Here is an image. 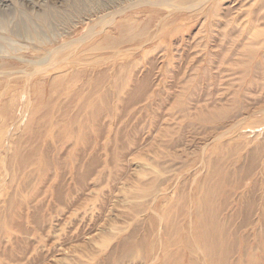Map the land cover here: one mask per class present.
<instances>
[{
    "label": "bare ground",
    "instance_id": "6f19581e",
    "mask_svg": "<svg viewBox=\"0 0 264 264\" xmlns=\"http://www.w3.org/2000/svg\"><path fill=\"white\" fill-rule=\"evenodd\" d=\"M13 1L28 9L42 10L38 21L43 24L52 22L57 17L56 12L71 9L80 17L83 14L79 21L70 25L71 33L75 26L89 24L80 36L67 44L59 43L63 36L67 37L69 29L58 36L53 34L50 39L47 37L49 46L39 56V61H35L34 72L27 79H32L38 72L58 69L63 73L49 77L43 75L51 87L62 88L81 81L83 88L73 92L69 103L62 98L52 102L39 96L37 104L35 100L32 122L17 134L10 153L1 158L0 264H3L4 257L17 255L15 244L19 234H24V243L29 236L37 235L44 202L62 212H69L68 224L79 218L80 222L73 224L72 237L81 235L82 244L94 245V252L110 249L116 254L134 255L131 264H264V145L256 143V148L251 147L258 140L259 130L252 125L242 126L238 110H231L228 101L209 104L206 99L210 97L191 93L187 83L181 84L180 92L173 90L172 95L162 97L152 84L149 73L137 74L127 68L116 70L113 83L105 86L104 71L90 73V68L87 69L93 64L86 60L89 52L105 49L118 52L122 51L120 48H126V44L131 48L123 49L124 52L144 48L163 32L166 24L177 23L186 17L187 12L182 9L192 13L202 0L196 3L194 0ZM249 1L241 0V6ZM254 1L257 7L250 11L252 19L264 20V0ZM45 4H49L48 7H42ZM230 4L231 0H209L207 9L192 14V17L207 21L225 20L227 25L221 30L226 35L230 32L229 18L235 13L232 11L234 4ZM11 5L14 4L10 0H0V9ZM242 8L245 10L247 6ZM141 12H145L142 18L138 16ZM21 16L10 18L18 20L23 18ZM7 22L3 24L5 30L13 23ZM20 22L17 21L16 25ZM42 27L35 24L31 29L35 34H31L25 24L26 38H39L37 31ZM71 52L76 55L71 57ZM256 69L262 71L264 65ZM259 83L255 78V82L247 86L254 89ZM159 97L162 101L171 98L170 106L165 109V114H154L139 132L133 125L126 124L118 129L105 126L102 121L108 117L103 115L104 111L125 109L138 113L148 106L136 105ZM219 116L236 117L222 127L223 131L212 130L209 137H198L199 141L191 143L193 148L188 153L195 154V157L189 167L196 164L198 167L190 171L189 182L183 181L182 168L173 167L172 174L163 175L167 172L162 167L153 166L143 158L144 151L150 149L158 156L170 152L169 159H179L183 151L181 144L198 139L192 135L190 139L178 138L180 125L210 121ZM211 141V155L206 157L202 152H207L204 148ZM215 152L221 155L217 157ZM229 157L231 159L227 161ZM241 161L243 163L239 165ZM176 163L174 161L173 166ZM242 176L247 181L241 186ZM230 180L239 181L244 191L229 211L225 208L224 187ZM187 183H190L188 190L185 189ZM256 189L261 195L260 207L251 192L255 193ZM173 194L175 199L171 205L174 208L186 204L189 209L185 215V233L181 235L173 212L160 205L169 203ZM218 197H224L222 202L217 203ZM115 208L117 215L121 216L120 222H109L107 215ZM143 220L154 224L151 233L145 232ZM92 224L95 227L86 232ZM65 230L62 227L57 233L58 240ZM3 241H10V244L3 246ZM179 243L186 248L185 251L178 249ZM49 249L28 245L23 249L22 259L41 264L43 258L40 254L50 255ZM78 253L90 259L103 256H91L85 247ZM83 257L79 260L86 264Z\"/></svg>",
    "mask_w": 264,
    "mask_h": 264
},
{
    "label": "rangeland",
    "instance_id": "374dc122",
    "mask_svg": "<svg viewBox=\"0 0 264 264\" xmlns=\"http://www.w3.org/2000/svg\"><path fill=\"white\" fill-rule=\"evenodd\" d=\"M10 1L14 5L8 6V9H0V161L2 157L10 153L17 134L32 122V116L36 110L35 100L39 96L44 100H50L52 102H56L59 98H62L65 103H69L73 99V92L82 90L83 84L81 81L74 82L71 86L53 88L46 82L43 76L48 75L47 77H49V75L53 76L59 72L62 74L63 70L51 69L49 72L42 71L32 76V79H27L34 72L33 67L36 63L35 61H39L41 58L39 56L45 53V48H48V39L54 37V35L58 36V33L63 32V30L69 29L68 38L63 36L61 42L59 41V44H67L71 39L80 36L89 24H79L75 26L74 31L71 33L70 25L74 24L76 20L79 21L83 14L80 17L77 11H70L71 9L56 12L55 16L57 17L52 22L43 24L38 21L39 13L42 10L28 9L19 4L20 7L13 0ZM194 1L193 3H196L197 0ZM240 1L231 0L230 5L234 4L232 11L235 13L229 18L230 32L226 35L221 30L222 27L227 25L225 20L207 21L203 18L192 17V14L201 13L207 9L209 0L208 2L207 0H202L196 4L192 13H189V10L182 9V11L187 12L186 17L184 16L185 18L177 23L166 24L163 32L158 34L153 42L144 48L124 52L123 49L131 48L130 45L126 44L124 46L127 47L120 48L122 51L118 52L115 51L116 49L89 52L85 57L87 61H91L93 64L92 67H87V69L90 68V73H93V71H104L105 78L103 84L105 86H110V83H113L112 80L114 79V72L116 70H124L127 68L129 71L137 74L149 73L152 84L162 97L172 95L173 90L180 92L181 84L187 83L190 85L191 93L194 92L204 97H210L206 99L209 104L228 101L231 110H234V108L238 110L237 114L240 117L242 126L246 128V126L252 125V127L259 130L258 140L251 147L256 148V143H262L264 145V69L262 71L256 69L264 65V20L254 21L252 19L250 11L257 7L254 0L246 2V5H242L247 6L245 10L243 8L241 9ZM49 4H45L42 7H48ZM237 7L240 8L236 9ZM30 11H32V14H30ZM18 15H22L21 18H23L18 20L11 19L12 17L17 18ZM144 15L145 12L138 14L141 18ZM29 18L33 21L31 19L29 20ZM7 20L8 22L13 21V23L9 24V27L5 30L3 24H6ZM19 20L21 22L18 24L21 27L18 24V26L16 25V22ZM22 21L24 23L26 22L25 24L28 29L25 28V24ZM37 23L43 26L42 29L37 31V37L39 38L35 40L27 39V30L31 33V29ZM31 34H35V32ZM51 34L54 35L52 36ZM4 38L6 40H3ZM70 55L74 57L76 54L71 52ZM25 61L29 62L25 63ZM79 66L77 67L79 68ZM65 70L68 71V69ZM12 74L14 75L12 76ZM255 78L260 83L254 89H249L247 85L255 82ZM43 79L44 82H42ZM170 99L168 98L166 101H162L160 97L154 100L149 98L147 101L136 105V107L148 106L146 110L138 113H131L125 109L119 112L116 110L110 112L104 111L103 115H107L108 117L102 121L105 126L112 125L118 129L123 128L126 124L133 125L136 127L137 132H139L138 130L140 128L148 125L154 114H165V109L170 106ZM37 103L38 100H36ZM33 108L35 109L34 111ZM70 113L73 114V111L71 110ZM235 117L219 116L210 121H195L196 124L195 122H183L179 127L177 136L180 139H190L192 136L197 138L209 137L210 131H223L222 127L226 126V123ZM188 124L193 125L189 126ZM199 138L182 143V155L177 160L168 158L170 152H166V155L158 156L154 150L150 149L144 151L143 158L153 166L158 165L162 167V170L167 172L163 173V175L172 174L175 171L173 167L182 168L183 181L189 182L188 175L190 171L198 167V164L193 168L189 167L190 161L195 157V154L188 152L189 149L193 148L190 146L191 143L199 141ZM212 145L213 141L208 142L207 147L204 148L207 152H202V154H205L206 157L211 155L209 148ZM215 154L217 157L221 155L220 152H215ZM230 159L231 157L227 158V161ZM174 161L177 162L175 166H173ZM242 163L243 161L238 164L241 165ZM165 178L167 179L168 176ZM246 181L247 178L242 176L243 183L241 186ZM238 182L230 180L224 187L227 198H217V203L222 202V198L226 200L225 208H229V211L237 204L244 191ZM189 186L190 183H187L185 189L188 190ZM251 192L256 198L255 202L258 203L257 207H260L261 195L258 189H256L255 193L253 191ZM174 199L175 194H173L169 203L166 202L160 205L167 206L173 212L175 221L179 222L178 230L181 235L185 233L183 227L185 224V215H188L189 209L186 204L181 205L179 209L174 208L171 205ZM117 212L115 208L107 215V220L109 222H120L121 216L120 214L117 215ZM39 215L41 218V226L39 227L37 235L29 236L24 243V234H19L16 237L17 243L15 244L18 251L17 255L4 257L3 264H31L22 259L23 249L28 245L50 247V255L40 254L43 258L40 261L41 264H85L79 260L83 256L78 253L83 247L86 248L91 256L96 254L103 255L100 258L92 259L83 257L86 264H131L134 258V255L116 254L113 251L111 252L110 249L94 252L96 250L94 245L82 244L83 237L81 235L72 237L73 234H71V231L73 230V224H78L80 222L79 218H75L74 223L68 224L67 220L70 219L69 212H62L55 209L47 202H44ZM237 222L241 224V219H238ZM62 227L66 229L65 234L58 240L57 233L60 232ZM94 227L95 225L92 224L86 232L91 231ZM143 228L146 233H151L154 229V224L150 221L146 222L143 220ZM2 244L3 246H8L10 241H3ZM177 247L181 251L186 250V248H183L182 243H179Z\"/></svg>",
    "mask_w": 264,
    "mask_h": 264
}]
</instances>
